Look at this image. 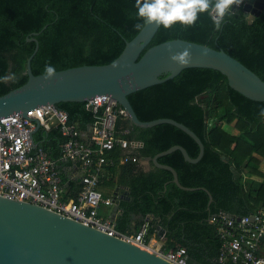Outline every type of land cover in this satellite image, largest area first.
<instances>
[{
	"label": "trees",
	"instance_id": "trees-1",
	"mask_svg": "<svg viewBox=\"0 0 264 264\" xmlns=\"http://www.w3.org/2000/svg\"><path fill=\"white\" fill-rule=\"evenodd\" d=\"M135 3L136 0H0V96L28 80L27 60L36 43L27 38L33 32H40L39 50L32 61L36 75L44 73L48 64L59 71L115 61L127 41L140 32L134 27L143 23ZM179 38L223 49L264 80V12L254 20L246 17L242 8L228 12L218 31L208 13H201L192 27L179 23L170 29L160 26L145 51ZM9 74L14 75L13 82H4L2 78ZM206 94L208 98L199 100ZM128 98L142 121L172 118L187 125L200 137L205 152L198 163L186 161L180 150L159 159L176 169L182 185L197 188L194 191L181 189L171 171L155 166L122 181L130 197L121 201L118 230L129 231L135 215H152L161 220L160 228L165 229L164 248L185 247L190 264H218L220 243L216 227L209 223L211 215L219 211L249 214L264 200V117L259 115L264 102L237 92L224 74L209 68L185 69L175 78ZM57 106L81 129H88L94 120L87 102H62ZM119 127L117 123L121 133ZM125 128L126 139L143 143L137 150L139 158L153 159L174 145L186 148L193 158L200 153L198 143L174 125L141 128L128 120ZM49 134L53 137L50 143L40 142L39 138L36 143L48 150L66 141L59 127ZM52 152L56 159L59 154ZM115 152L113 155L118 156ZM243 168L248 169L247 178L261 182L255 197L252 189L247 190ZM206 189L213 197L210 207ZM158 231L156 225L151 226L147 241Z\"/></svg>",
	"mask_w": 264,
	"mask_h": 264
},
{
	"label": "water",
	"instance_id": "water-1",
	"mask_svg": "<svg viewBox=\"0 0 264 264\" xmlns=\"http://www.w3.org/2000/svg\"><path fill=\"white\" fill-rule=\"evenodd\" d=\"M243 2L244 15L251 20L264 12V0ZM239 9L232 6L229 12H237ZM159 28L160 25L155 23L145 24L143 30L132 40L127 41L120 56L109 64L82 65L59 70L54 77L47 80L44 79V73L36 75L33 72L32 61L39 50L37 36L40 32L31 33L27 41L35 42L36 48L27 60L28 80L20 87L0 96V118L21 113L26 119L37 122L32 134L33 141L36 142L35 133L40 124L37 119L29 117V113L36 108L46 104L58 105L62 102H87L98 95L109 96L128 112L131 124L141 128L171 124L198 143L200 153L196 158L191 157L183 146L174 145L152 159L156 167L173 173V181L181 189L196 190L197 188L182 185L176 169L162 164L159 159L180 150L186 161L198 163L205 152L200 137L187 125L172 118L142 121L132 106L129 95L171 80L185 69L209 68L224 74L229 86L237 92L251 100L264 102V80L225 50L205 44L179 38L154 45L145 51ZM169 45L174 52L191 47V63L184 67L174 63L167 51ZM114 63L118 66L113 67ZM223 159L230 161L227 156H223ZM232 169L236 170L235 167ZM206 191L210 195V207L213 197L209 190ZM122 197L123 194H120L115 201L117 208ZM159 230V235L163 236L165 230L160 227ZM0 264L172 263L131 242L111 237L39 205L0 196Z\"/></svg>",
	"mask_w": 264,
	"mask_h": 264
},
{
	"label": "built area",
	"instance_id": "built-area-1",
	"mask_svg": "<svg viewBox=\"0 0 264 264\" xmlns=\"http://www.w3.org/2000/svg\"><path fill=\"white\" fill-rule=\"evenodd\" d=\"M240 5H233L242 8ZM94 114L88 129L70 122L69 114L57 105L46 104L29 113L40 127H59L66 141L61 145L60 159H54L43 146L33 141L37 122L21 113L0 118V196L39 205L66 216L111 237L152 252L172 264H190L185 247L166 249L147 243L149 223L142 224L137 232H122L117 219L100 213L101 206L115 204L114 197L101 189L107 167L116 166L117 159L109 156L117 148H128L122 163L137 162L134 154L143 143L128 140L118 133L119 119L129 120L128 112L115 99L98 95L87 101ZM59 160L74 161L79 165L82 183L75 198L66 193V182L61 174ZM209 223L216 227L219 241L218 264H264V201L245 215L219 211L211 215Z\"/></svg>",
	"mask_w": 264,
	"mask_h": 264
},
{
	"label": "crops",
	"instance_id": "crops-1",
	"mask_svg": "<svg viewBox=\"0 0 264 264\" xmlns=\"http://www.w3.org/2000/svg\"><path fill=\"white\" fill-rule=\"evenodd\" d=\"M127 121L126 119H119L118 123L120 125L119 128H121L123 131H128L125 130L126 125H127ZM53 128H57L56 126H49V127H40L37 132L35 133V140L36 142H38V138L40 139V142H47L50 143L51 140L53 139L52 136H49V131ZM48 151L50 152V154L52 155V151H57V156L59 154V156L56 159H60L62 157L61 154V146L59 145L58 147L53 146V148H49ZM116 152L119 153V155H113V153L111 152V154L109 153L108 155L111 157H114L115 159H117V165L116 166H109L107 167V175L105 177L106 180H104L102 182L101 185V189L104 190L106 192V194L114 197V195L116 194H123L124 197L121 198V201L123 199H128L130 197V191L128 189V187H126L127 184H123L122 181L126 182L130 176H132L134 173H136L137 171H144V172H149L154 168V164L152 162V159H148L146 157L143 158H138L137 162H128V163H122L120 161V158L123 157L127 152H129L128 148H117L115 149ZM52 152V153H51ZM115 152V153H116ZM136 155H138L137 150L135 151ZM53 156V155H52ZM119 157V158H118ZM146 158V159H144ZM59 167H60V171L62 176L64 177V181L66 182V193L70 196H76L77 191L81 189L82 183L79 178V173H78V168L79 165L74 162V161H64V160H59ZM132 163H134L132 165ZM130 167H133V171L129 170ZM156 167V166H155ZM261 169L264 171V162L261 165ZM243 175L245 176V182H246V187L247 190H251L250 192H253L252 196L255 197L256 196V192L255 190L259 188L260 183L259 181H253L249 178H247V174H248V169L243 168ZM119 191V193H118ZM264 201L263 199L259 202V204ZM121 204V202H120ZM258 204V205H259ZM116 203L113 206L110 207H105V206H101L100 208V213L106 217H112V218H116L118 219V217L121 215V209H120V205L117 208ZM257 208V207H256ZM148 222L149 223V228L153 225L157 226V230H159V227L161 226L160 222L161 220L159 218H155L152 215H148L146 217H143L141 214L139 215H135L133 216V224L132 227L130 229H128L129 233H134L137 232L140 227L142 226V224L144 222ZM165 230V229H164ZM160 230L158 231V235H154L153 238L150 239V241L147 243L155 245L158 244V246H162L164 247V242L162 240L163 236L159 235ZM192 264H197L196 262H193Z\"/></svg>",
	"mask_w": 264,
	"mask_h": 264
},
{
	"label": "clouds",
	"instance_id": "clouds-1",
	"mask_svg": "<svg viewBox=\"0 0 264 264\" xmlns=\"http://www.w3.org/2000/svg\"><path fill=\"white\" fill-rule=\"evenodd\" d=\"M243 0H136L138 17L143 23H137L134 27L137 31L143 30L145 24L155 23L170 29L179 23L185 28L192 27L199 19L201 13H208L213 21L215 29L218 31L225 22L226 14L233 5H240ZM170 59L180 67L191 63V47H186L182 51L174 52L169 45L167 48ZM206 54V52L204 53ZM116 63L113 67H117ZM56 75L54 66L48 64L44 68V79H51ZM7 82L12 77L2 78ZM264 117V109L259 112Z\"/></svg>",
	"mask_w": 264,
	"mask_h": 264
},
{
	"label": "rangeland",
	"instance_id": "rangeland-1",
	"mask_svg": "<svg viewBox=\"0 0 264 264\" xmlns=\"http://www.w3.org/2000/svg\"><path fill=\"white\" fill-rule=\"evenodd\" d=\"M240 8H241V7H240ZM242 8H243V6H242ZM9 76L12 77V79H9L7 82H8V83H11V82H13V80H14V75L9 74L8 77H9ZM205 98H208V94L200 96V97H199V100H202V99H205Z\"/></svg>",
	"mask_w": 264,
	"mask_h": 264
}]
</instances>
